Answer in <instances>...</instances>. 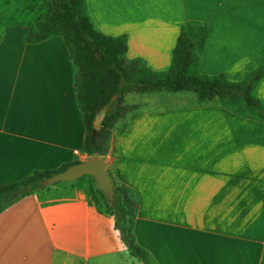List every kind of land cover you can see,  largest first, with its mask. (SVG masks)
I'll return each instance as SVG.
<instances>
[{"label": "crops", "instance_id": "0c3cea01", "mask_svg": "<svg viewBox=\"0 0 264 264\" xmlns=\"http://www.w3.org/2000/svg\"><path fill=\"white\" fill-rule=\"evenodd\" d=\"M86 1L97 28L126 34L127 57L152 71L170 68L191 20L210 25L200 73L238 81L264 58V0ZM29 29L0 37V185L91 156L69 46L60 34L27 41ZM255 94L264 103V76ZM125 103L137 108L115 123L104 159L137 198V242L158 264H264V121L193 91ZM67 184L0 212V264H128L114 217Z\"/></svg>", "mask_w": 264, "mask_h": 264}, {"label": "trees", "instance_id": "16d2710c", "mask_svg": "<svg viewBox=\"0 0 264 264\" xmlns=\"http://www.w3.org/2000/svg\"><path fill=\"white\" fill-rule=\"evenodd\" d=\"M55 1V9L37 26H30L25 38L27 41H40L55 34L64 37L76 70L77 99L86 128L85 151L91 156L105 158L111 152L115 144V123L137 108L135 105H126L127 93L193 91L201 102L217 99L235 112L264 121V103L255 94V89L264 76V58L258 67L238 81H231L223 74L206 75L199 72V64L206 53L209 23L194 20L186 22L181 28L170 68L156 72L150 70L142 59L127 57L126 34L109 35L97 28L86 0ZM5 6L4 1L0 0V37L6 26L19 23L5 18ZM102 112L104 116L97 128L95 121ZM95 132L97 140L94 149L91 139ZM80 161L76 159L54 170L35 169L20 180L1 184L0 212L17 197L44 187L43 180L46 177ZM84 181L86 177L79 178L80 183ZM113 185L114 203L109 201L97 185L89 186L93 193L103 199L104 210L114 217L115 227L130 253L141 264H158L135 237L138 207L135 194L125 185ZM91 201L95 203L94 200Z\"/></svg>", "mask_w": 264, "mask_h": 264}, {"label": "rangeland", "instance_id": "374dc122", "mask_svg": "<svg viewBox=\"0 0 264 264\" xmlns=\"http://www.w3.org/2000/svg\"><path fill=\"white\" fill-rule=\"evenodd\" d=\"M5 3V18L10 21H17L22 22L25 24H28L29 26H37L45 17L46 15L50 14L55 7L57 6V3L55 0H3ZM173 99H160L159 102L167 104V102H170ZM99 118L102 120L104 116V112L100 113L98 115ZM101 122V121H100ZM91 157H97V156H89L87 159ZM86 160V159H85ZM86 181L83 183L79 182V179L70 181H59L56 183H50V184H44V186H50L53 187L54 185H63L67 184L70 185L73 188H79L82 187L89 195V197L94 200V202L102 209H105L103 204V199L99 198L98 194H95L90 189V184L94 187L96 186L95 179L92 178L89 175H85ZM63 193H55V196H60ZM28 196H19L17 197L10 205L16 204L17 202L26 199ZM9 205V206H10ZM8 207V206H7ZM125 243V242H124ZM126 252H124V257L127 260L128 264H137L139 259L135 256H132L130 254V251L128 247L125 244ZM141 263V262H140Z\"/></svg>", "mask_w": 264, "mask_h": 264}, {"label": "water", "instance_id": "95a60500", "mask_svg": "<svg viewBox=\"0 0 264 264\" xmlns=\"http://www.w3.org/2000/svg\"><path fill=\"white\" fill-rule=\"evenodd\" d=\"M97 133L92 135L91 144L96 148ZM91 175L95 178L97 187L102 190L109 201L114 203V185L103 157H91L74 163L66 169L56 172L43 180L44 184L56 183L59 181H72L82 176Z\"/></svg>", "mask_w": 264, "mask_h": 264}]
</instances>
